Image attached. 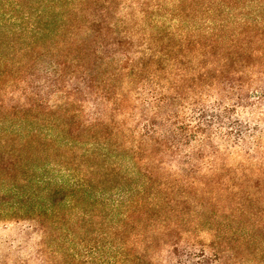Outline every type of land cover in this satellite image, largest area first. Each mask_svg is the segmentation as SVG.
Segmentation results:
<instances>
[{
    "label": "rangeland",
    "instance_id": "374dc122",
    "mask_svg": "<svg viewBox=\"0 0 264 264\" xmlns=\"http://www.w3.org/2000/svg\"><path fill=\"white\" fill-rule=\"evenodd\" d=\"M133 1L0 0V264H108L114 256L127 258L124 264H196L199 249L213 254L206 264H264V170L257 157L230 158L215 179L203 166L182 185L167 151L156 157L158 175L142 193L136 184L144 167L128 180L113 171L133 156L125 146L130 134L117 135L114 125L121 121L115 100L126 95L128 80L143 92L133 94L128 110L138 116L149 111L136 96L171 84V58L211 61V75L222 63L218 76L254 85L264 72V0ZM147 43L163 50L153 52L161 62L146 55L138 78L117 68L116 60L141 56L136 52ZM205 92L215 100L212 88ZM185 94L172 110L178 124L190 125L201 105L190 89ZM253 101L231 111L233 118L238 111L239 122L251 118ZM99 115L107 122L95 124ZM35 173L86 182L78 193L50 185L31 203H19L15 189L3 193L36 189L29 182ZM228 180L239 185L231 204L246 206V215L217 202ZM128 198L134 203L121 204ZM84 210L91 223L77 222Z\"/></svg>",
    "mask_w": 264,
    "mask_h": 264
},
{
    "label": "trees",
    "instance_id": "16d2710c",
    "mask_svg": "<svg viewBox=\"0 0 264 264\" xmlns=\"http://www.w3.org/2000/svg\"><path fill=\"white\" fill-rule=\"evenodd\" d=\"M143 1L147 0H134L133 2L135 5H140L144 4ZM207 32L210 31L207 30ZM149 36L151 37V35ZM145 45H147L144 47L145 52H136L142 53L141 56L126 55L125 60H116L118 61L117 68H120V71L130 70L127 76L138 78L142 75V69H144L142 68L144 66L143 63L147 60L145 58L146 55L150 56L148 60H152L151 62H154V65L161 62V60L156 61L157 59L153 52L161 54L163 50L158 51L151 43ZM168 60L170 70L167 73L168 76L173 75V77L169 78L170 80L168 79L171 84L166 88V92L151 90L145 98H138L137 96L134 98L140 100L141 103L147 104L146 109L148 108L147 111L149 112H141L138 116L128 111L133 103V94H143L142 89L139 90L137 86H133L135 79L128 80L127 88H125L126 95H121L115 100V105L117 106L115 107V117L121 120L113 121L116 133L117 135L130 134L131 139L129 140L128 138L125 141V146L132 151L133 156L129 157L130 159L127 163L124 161L121 163L115 162L113 171H118V174L123 172V177L128 180L139 176L141 172L140 166L144 167L146 170V174L144 173L143 176L144 180L141 184H136V187L139 186L137 188L138 193H142L145 192L148 186H153L150 185V182H153L156 179V175H158L160 166L154 165L156 157L158 155L163 156L167 151H170L172 160L176 162L178 182L182 185L188 183L190 172L202 169L203 166L208 170V176L215 179L218 176V172L224 170L225 163L230 158L239 157L242 152L246 154L245 156L260 159L259 168L264 170V72H262L254 85L245 87L244 84H240L239 86V83H234L232 80L217 75L223 74L221 70L222 63L217 64L218 68L214 69V75H211L213 66L215 65L211 61H206L204 64L199 65L196 59L187 63H183L177 58ZM114 61L112 60V62ZM153 71L152 78L150 79L155 81L158 78L155 75L156 70ZM206 87L214 90L216 94L214 101L207 98L204 99L203 95L206 93ZM188 89L192 91V95H196L199 98L196 102L200 103L201 106L198 108L197 114L190 117L193 124H178L179 122L176 121H179V115L173 112L172 107L179 100L184 99V97L186 98L187 94L185 92ZM192 98L195 99L194 96ZM250 98L254 99L252 104H250L254 106L253 110L249 113L251 114V118L248 115L243 120L244 122H239V111L237 112L238 117L234 118L231 111L235 110L236 112L239 106H246L242 103L247 104ZM163 108L165 110L170 108L171 110L168 113L166 111L162 113ZM94 120L96 121L95 124L101 125V122H107V117L99 115ZM249 120H254L257 125L249 128L245 125ZM126 121L129 123L128 125L125 124ZM232 138L234 139L231 140ZM207 150L208 152L206 153ZM218 152L221 153L218 155ZM114 157L118 158V154ZM121 158L124 159L123 157ZM159 158L161 160V156ZM240 164L239 161L236 165L234 164L236 166L233 168L235 172L239 169ZM20 181L24 183L27 179L24 178ZM84 181L86 182V178L81 180L78 179V176L77 180L71 179L67 182L62 179L46 180V178L38 176L35 173L29 182L36 184V189H33L32 185H27L28 188L24 192L13 187L5 188L3 193H8L15 189V195L21 199L19 203H23V201L31 203L36 198L42 199L43 194L50 190V187H48L50 185H56L61 190L77 188L78 193L83 189L84 183L82 182ZM228 181L225 183L228 186L222 189V193L217 196V202L222 208L228 207V210L230 209L233 215L238 214L239 216V211L240 214L246 215V206L240 205L239 207V203L231 204L232 200H230L229 194L236 193L237 191L235 190L239 189V185L234 182L230 183V180ZM205 185L203 181L197 189L200 190L199 188H201L202 192ZM38 190L42 191L41 196L40 193L38 194ZM132 202L131 198L124 200L122 203L117 200V204L121 203L124 205L131 204ZM135 202L139 203L140 199L135 200ZM128 207L126 210L132 207V205ZM125 216L128 218L130 215ZM78 221L91 223L92 218L84 210L78 212ZM119 252L117 251L116 253ZM212 255L206 249H199V252L192 253V256L198 260L196 264H206ZM124 262H129V260L126 258L121 261V257L117 258L114 256L113 261L108 264H124Z\"/></svg>",
    "mask_w": 264,
    "mask_h": 264
}]
</instances>
